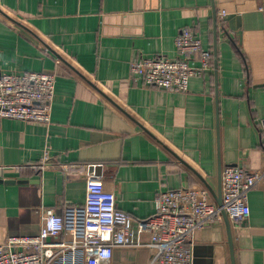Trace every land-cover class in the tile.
<instances>
[{
  "label": "crops",
  "instance_id": "crops-1",
  "mask_svg": "<svg viewBox=\"0 0 264 264\" xmlns=\"http://www.w3.org/2000/svg\"><path fill=\"white\" fill-rule=\"evenodd\" d=\"M183 30L212 51L186 92L131 73L135 60L175 58ZM5 72L54 74L55 90L48 125L0 119V180L28 181L0 183V244L82 205L96 176L134 221L133 246L115 248L111 264H157L139 226L157 193L216 192L226 166L264 171V0H0ZM248 206L229 221L232 259L222 217L192 234L191 264H264V181Z\"/></svg>",
  "mask_w": 264,
  "mask_h": 264
},
{
  "label": "built area",
  "instance_id": "built-area-1",
  "mask_svg": "<svg viewBox=\"0 0 264 264\" xmlns=\"http://www.w3.org/2000/svg\"><path fill=\"white\" fill-rule=\"evenodd\" d=\"M176 57H146L133 61L130 70L147 85L186 92L191 78L212 66V51L187 30L175 38ZM55 76L44 72L0 74V119L49 124ZM264 181V171L249 172L241 166L221 171V205L210 202L205 188L166 190L156 194L155 213L140 223L149 236L157 264H191L189 245L197 229L222 219L241 222L250 214L248 193ZM133 219L116 208L113 193L99 177L85 181L84 202L65 207L61 215L49 213L35 236L9 237L0 244V264H111L117 247L133 246Z\"/></svg>",
  "mask_w": 264,
  "mask_h": 264
},
{
  "label": "water",
  "instance_id": "water-1",
  "mask_svg": "<svg viewBox=\"0 0 264 264\" xmlns=\"http://www.w3.org/2000/svg\"><path fill=\"white\" fill-rule=\"evenodd\" d=\"M215 11H214V45H213V57H214V67H215V70L217 68V48H216V26H215ZM27 183L28 181H14V180H9V181H3V180H0V183H6V184H12V183ZM208 191L211 193V195L213 196L214 200H215V203L217 205H221V174H220V171L218 173V185H217V191L214 192L212 190L211 187L209 186H206ZM222 217L224 219V223L226 225V228H227V232H228V238H229V246H230V250H231V259H232V248H231V236H230V223H229V220L226 216V214H222Z\"/></svg>",
  "mask_w": 264,
  "mask_h": 264
}]
</instances>
